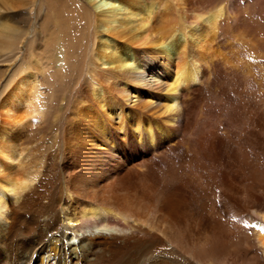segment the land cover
Here are the masks:
<instances>
[{
	"label": "bare ground",
	"instance_id": "1",
	"mask_svg": "<svg viewBox=\"0 0 264 264\" xmlns=\"http://www.w3.org/2000/svg\"><path fill=\"white\" fill-rule=\"evenodd\" d=\"M69 7L98 47L60 152L23 148L34 76L0 96V264H264V0Z\"/></svg>",
	"mask_w": 264,
	"mask_h": 264
},
{
	"label": "rangeland",
	"instance_id": "2",
	"mask_svg": "<svg viewBox=\"0 0 264 264\" xmlns=\"http://www.w3.org/2000/svg\"><path fill=\"white\" fill-rule=\"evenodd\" d=\"M81 1L8 0L15 5L10 3L11 9L2 10L0 15L16 31L11 48L0 51V96L6 81L11 79L15 82L27 72L35 77L32 82L37 86L36 101L42 114L35 115L31 121L41 123L40 131H30L21 140L23 148L30 150L34 147L36 156H42V159H48L54 151L58 153L62 149L66 117L70 116L72 105L78 100V92L85 82H89L88 60L98 47V37L96 39L94 34L95 19L91 17L89 24H85L69 7L71 2L75 6ZM63 20L72 27L68 35L61 32ZM33 66L36 67L33 69ZM37 67L38 71L35 70ZM130 93V100H124L129 107L126 112L139 102L134 92ZM147 99L154 104L152 97ZM95 102L101 108L103 102L99 99ZM46 162L48 167L53 161L49 159Z\"/></svg>",
	"mask_w": 264,
	"mask_h": 264
}]
</instances>
